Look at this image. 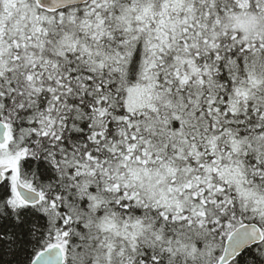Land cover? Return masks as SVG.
<instances>
[{
  "label": "snow or ice",
  "instance_id": "obj_1",
  "mask_svg": "<svg viewBox=\"0 0 264 264\" xmlns=\"http://www.w3.org/2000/svg\"><path fill=\"white\" fill-rule=\"evenodd\" d=\"M0 264H264V0H0Z\"/></svg>",
  "mask_w": 264,
  "mask_h": 264
}]
</instances>
